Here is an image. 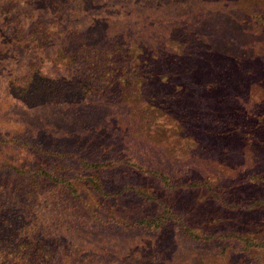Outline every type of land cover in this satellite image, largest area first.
<instances>
[{
	"label": "trees",
	"instance_id": "obj_1",
	"mask_svg": "<svg viewBox=\"0 0 264 264\" xmlns=\"http://www.w3.org/2000/svg\"><path fill=\"white\" fill-rule=\"evenodd\" d=\"M106 1L0 0V264H209L174 236L264 264V0Z\"/></svg>",
	"mask_w": 264,
	"mask_h": 264
},
{
	"label": "rangeland",
	"instance_id": "obj_2",
	"mask_svg": "<svg viewBox=\"0 0 264 264\" xmlns=\"http://www.w3.org/2000/svg\"><path fill=\"white\" fill-rule=\"evenodd\" d=\"M115 1V0H112ZM106 2H110V1H106ZM101 3L103 4V1H101ZM99 3V6L100 4ZM96 6V7H99ZM101 8L98 9H94L92 12L94 11H99ZM5 30H4V35L0 38V49H3L0 51V59H2L1 64L3 66H7L6 72H8L9 69L11 70H15L17 65H15V61L14 58L20 56L22 53L20 52V49H16L15 45L12 42H6L5 37H7L9 35V33L12 32V29L8 28L7 26H4ZM25 52V50H24ZM26 53V52H25ZM29 51H27L26 54H28ZM24 54V53H23ZM22 54V55H23ZM29 55H26V57H28ZM5 61H4V60ZM6 72H2L5 73ZM10 74V72H8L7 76ZM127 121L120 123V127L122 128V137L123 136H127L131 142L132 145H130L131 148H133L134 145L137 146H141L142 149H146L147 151H144L146 154V158H150L151 156L153 157V155H157V153L162 152L163 155H160L162 157H165L164 160H169L167 164H164L160 161H157L156 163L158 164V167H163V169H168L170 171H174L175 169V165H178L177 162L173 161L172 158L168 157L166 154H164L163 149L160 146H150L147 145L145 143H141L139 144V142L136 141L137 138H134V133H126L125 131H127L128 127H126ZM135 132V130L133 131ZM113 139H115V141L118 139L115 135H113ZM152 150V152L150 153L149 150ZM154 153V154H153ZM142 153L139 152V156L138 157H142ZM155 160H161L158 159L156 157ZM167 162V161H166ZM197 164L200 163L199 159L196 158H191L185 162H182L181 164ZM160 165V166H159ZM162 169V168H161ZM201 194H198V198L201 199ZM87 227L88 230L91 231L93 233V235L97 238V240L100 242V244H103L104 241H106L109 245L114 246L115 248L113 249L114 253H118L121 249H123L124 247L130 246V245H143V244H147L150 243L151 238L153 237L154 233L151 232H147V231H140V230H125L122 229L120 226L114 225V224H99V223H94V222H90L87 221ZM170 237V235H169ZM181 238V237H180ZM177 236H174L173 238L170 237L171 242L173 243V248H172V256L175 257L177 263L179 259H192V260H196V258L200 255H202L203 257H207V261H209L208 263H212V264H217V263H221V259L217 258L216 256H214L215 252H217L219 250V247L223 244L222 242L219 241H213L210 243H202V242H197V241H190L189 239H180ZM238 256L240 255H236L233 254L232 257L236 258V259H229L230 257L223 258L222 260L225 261L223 264H254L252 261H249L247 259H245V262L240 259L238 260ZM178 259V260H177ZM226 261H230L229 263H226ZM237 261V262H236ZM216 262V263H215ZM236 262V263H234Z\"/></svg>",
	"mask_w": 264,
	"mask_h": 264
}]
</instances>
